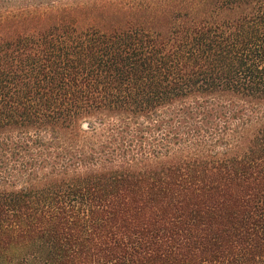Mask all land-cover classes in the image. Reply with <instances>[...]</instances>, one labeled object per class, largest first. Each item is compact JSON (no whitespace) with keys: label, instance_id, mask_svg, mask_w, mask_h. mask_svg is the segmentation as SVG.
I'll return each instance as SVG.
<instances>
[{"label":"trees","instance_id":"16d2710c","mask_svg":"<svg viewBox=\"0 0 264 264\" xmlns=\"http://www.w3.org/2000/svg\"><path fill=\"white\" fill-rule=\"evenodd\" d=\"M0 264H264V0H0Z\"/></svg>","mask_w":264,"mask_h":264}]
</instances>
